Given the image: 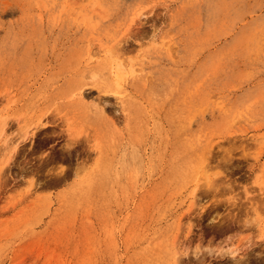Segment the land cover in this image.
<instances>
[{"label": "rangeland", "instance_id": "rangeland-1", "mask_svg": "<svg viewBox=\"0 0 264 264\" xmlns=\"http://www.w3.org/2000/svg\"><path fill=\"white\" fill-rule=\"evenodd\" d=\"M260 188L264 0H0V264H264Z\"/></svg>", "mask_w": 264, "mask_h": 264}, {"label": "bare ground", "instance_id": "bare-ground-1", "mask_svg": "<svg viewBox=\"0 0 264 264\" xmlns=\"http://www.w3.org/2000/svg\"><path fill=\"white\" fill-rule=\"evenodd\" d=\"M260 6V5H259ZM209 9V8H208ZM207 12V11H206ZM241 32V31H240ZM107 52H108V54H110V56H111V50L110 49H108L107 50ZM113 56V55H112ZM263 57V56H262ZM118 60V59H117ZM107 64H108V70H109V72H110V79L107 81V82H104V81H102V82H98L99 84H98V86H99V88H101L102 89V87H101V85L100 84H104L103 85V87H105V86H109L110 87V85L111 86H113V89H110L111 91L113 90V92H114V94L116 95V97H117V99H121L120 98V96H119V92L118 91H116L114 88H115V86H118V85H120L122 82V80H124L125 78H126V76H128L129 77V75H132L133 73H135V70L134 69H132V70H126L125 69V67H124V65H123V63H121V62H117L116 60H112L111 62H109V60H108V62H107ZM97 75V74H96ZM95 76V75H94ZM93 76V77H94ZM82 92V91H81ZM81 92H77V93H79L80 94V96L82 95V93ZM83 96V95H82ZM74 97V96H73ZM76 97V96H75ZM84 97V96H83ZM77 98V97H76ZM82 98V97H81ZM85 98V97H84ZM83 99V98H82ZM256 106V105H255ZM17 148L18 147H16V150H17ZM15 149V148H14ZM15 150V151H16ZM20 152H21V150H20ZM72 155V154H71ZM70 156V155H69ZM59 173V172H58ZM60 174V173H59ZM56 176V175H55ZM58 176V175H57ZM62 176H64V175H62ZM188 178V177H187ZM191 178H193V179H195V189H194V191H193V193H192V198H195V196L197 197V195H196V190H197V188H199V186L203 183L204 185H207V186H210V185H212V177L211 176H208L207 174L206 175H204V176H191ZM55 179H56V177H55ZM62 180V179H61ZM59 181V180H58ZM260 192H261V195H263L264 194V190H263V188H260ZM179 196V195H178ZM193 200V199H192ZM194 201V200H193ZM192 201V202H193ZM196 202V201H195ZM194 202V203H195ZM193 203V204H194ZM191 206H193V205H191ZM193 208V207H192ZM193 210V209H192ZM170 211V210H169ZM254 213H255V221H256V226L257 227H259L261 224H262V221H264V218H263V216L262 215H260V213H259V210L257 209V207H254ZM262 235L264 236V224H263V232H262ZM177 246V245H176ZM161 251H162V249H163V251H165L166 252V254L168 255V264H178L179 263V261H180V258H182V257H180L181 256V254H179V251H174V249H173V246L172 247H170V244H168V243H166L165 242V240H161L160 242H159V244H158V246H157ZM175 247V246H174ZM162 251V252H163ZM239 251H240V249L239 248H234V249H230L229 251H228V253L231 255V256H233V258H234V260H236L237 259V257L236 256H240V254H239ZM242 256V255H241ZM182 260V259H181Z\"/></svg>", "mask_w": 264, "mask_h": 264}, {"label": "snow or ice", "instance_id": "snow-or-ice-1", "mask_svg": "<svg viewBox=\"0 0 264 264\" xmlns=\"http://www.w3.org/2000/svg\"><path fill=\"white\" fill-rule=\"evenodd\" d=\"M262 223H264V221H262Z\"/></svg>", "mask_w": 264, "mask_h": 264}]
</instances>
